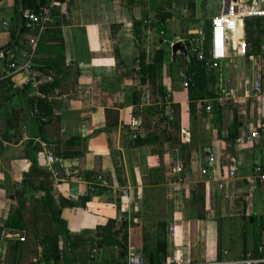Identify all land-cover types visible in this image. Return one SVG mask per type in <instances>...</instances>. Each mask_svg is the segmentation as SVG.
Here are the masks:
<instances>
[{"label": "crops", "instance_id": "crops-1", "mask_svg": "<svg viewBox=\"0 0 264 264\" xmlns=\"http://www.w3.org/2000/svg\"><path fill=\"white\" fill-rule=\"evenodd\" d=\"M38 1L41 5L52 2ZM58 2L51 8L41 38L62 39L64 73L53 82L52 70L42 65L48 55L42 50L31 72L0 80V226L9 216L13 194L22 191L23 176L29 169L28 144L33 141L37 151L31 150L30 155L51 172L54 203L62 199L72 204L60 213L71 237L93 239L98 227L115 221L117 239L126 230L127 248L140 253L142 230L145 228L154 238L159 232L155 222L160 221L165 222L167 260L175 258L180 264H242L245 259L260 258L264 250V181L256 179L255 169L264 168V98L253 97L252 84L260 80L264 85V58H246L231 51L221 72L217 71L214 86L221 116L206 101L204 113L193 119L176 63L165 62L159 71L162 79L158 84L165 92L161 96L148 81H140L143 75L138 73L136 58L142 50L151 62L160 38L165 43L180 40L179 36H165L175 25L194 23L202 17L201 0H172V15L164 33L151 27L149 20L140 27L137 46L132 22L154 16L156 0ZM19 6L15 7L13 0H0V52L5 53V61L0 60V78L6 64L27 51L26 32L15 48L13 41L9 44ZM210 33L209 26L203 36L205 47ZM260 40L264 49V30ZM183 46L186 52L178 56L187 55ZM51 82L52 87L47 86ZM130 90L138 98L135 104ZM38 98H45L53 106V116L43 134L35 114H31V103ZM107 109L117 112L115 120L108 119L112 124L117 122V128L110 131L104 130ZM233 118L236 129L232 128ZM230 130L238 136L228 144L223 138ZM252 130H257L260 138L245 140L243 136ZM133 135L148 136L152 141L137 146ZM72 137L81 138L80 145L65 146ZM237 138H241L240 143ZM72 151L80 154L68 159L56 157V153ZM48 156L60 162L61 174L45 165ZM209 158H213L212 163ZM93 169L101 171L100 189L83 203L80 198L87 194L88 183L82 175ZM203 169L206 174H202ZM28 191H24L27 198L42 196L38 190ZM203 192L204 217L196 223L197 245L192 257L190 222L197 213L194 197ZM33 207L32 201L25 203V230L2 232L0 261L4 264L36 262ZM138 222L142 223L139 227ZM169 227H173L172 232ZM17 235L24 241L16 253L10 242ZM59 247L64 248L62 240ZM82 248L75 251L76 257ZM99 249L108 261L124 258L118 247Z\"/></svg>", "mask_w": 264, "mask_h": 264}, {"label": "trees", "instance_id": "trees-1", "mask_svg": "<svg viewBox=\"0 0 264 264\" xmlns=\"http://www.w3.org/2000/svg\"><path fill=\"white\" fill-rule=\"evenodd\" d=\"M14 6L17 7L22 5L23 10H37L41 7L38 0H13ZM157 8L156 14L151 17L144 16L141 20H133L131 32L134 38V45L137 46V42L140 40V27L143 23L150 20V26L155 28L158 33L165 30L166 22L171 18L172 15V0H156ZM130 3V2H129ZM205 0H201L200 7L204 8ZM17 12V11H16ZM263 17H249L244 20V43L246 46L245 57H260L264 58V49L262 48L263 43L260 40V36L263 33L262 23ZM20 30L18 36L17 32ZM26 32L24 27V20L21 23L16 22V27L11 33V40L9 44L13 41V46L16 47L21 40L22 35ZM47 50L48 55L46 59L42 61V65L52 70L53 72V82L55 77L58 78L60 74L64 73L63 67L65 66V60L63 55V41L61 38H39L37 46L32 59V65L29 70L31 72L35 57L38 51ZM186 52V51H185ZM5 54V53H4ZM184 56H172L171 49L168 43L164 42L160 38L157 49L154 56L150 61L146 60L144 52L139 50L137 55V65L139 67L138 73L143 75L141 77V82L148 81L153 87L156 88V92L161 96H165L163 88L158 84L161 81V75L159 71L163 68L165 62L172 61L176 63L180 71L181 81L186 82L187 87L186 96L188 100L189 114L191 117L197 118L198 114H203L205 111L206 101L211 103V108L213 112L221 116V105L217 102V95L215 94V83L218 79V73L214 69H209L204 67L203 62L196 59V57L191 53ZM53 82L47 84V86L53 85ZM40 91H42L40 89ZM131 91V90H130ZM133 100L132 103L138 102L136 94L131 91ZM36 114L34 119L37 122L39 131L43 134L44 127L47 122H42V118L50 119L53 116V106L48 103L45 98H38L35 101ZM105 116L107 118V124H105L104 130L110 131L117 128V122L110 123L109 120H115L117 112L113 110H105ZM236 120L233 118L232 128H237ZM238 136L236 131L230 130L228 134L223 138V140L231 144L234 139ZM46 143L49 141L42 137ZM82 139L77 137L69 138L68 141L64 142L65 146L80 145ZM152 140L150 137L145 136L143 138H135V145H144L150 143ZM29 152L26 156V160L29 163V169L24 174L21 183L22 191L16 190L13 194L14 199L12 201V208L9 213L8 218L0 226V239L2 232L4 230H12L21 232L25 230V220H24V210L25 203L32 201L34 203L33 207V237L37 250L34 251L36 255V262L34 264H76V254L77 249L82 248L85 244H89L91 248H101L103 246H112L119 248V254L124 256L127 251V232L126 230L121 232L120 240H118L117 231L113 230L115 227V221H108L103 227H98L96 229L95 237L83 239L81 236L71 237L69 230L67 229L66 222L60 218L61 209L63 207L72 205L69 202L59 200L58 204L54 203V196L52 192V180L51 172L46 168L40 166L34 157H31L30 151L34 149L37 151L36 144L31 141L28 144ZM79 151L56 153L58 158H73L79 155ZM96 158V157H95ZM190 158V155H189ZM99 161V158H96ZM100 172L98 169L86 170L82 175L87 184V194L81 197L82 202L88 201L90 194L95 193L94 191L99 190L98 179H100ZM60 177V175H58ZM28 186L26 187L25 184ZM26 188H29L30 193L35 190L40 191L41 197L34 198L33 195L28 198L24 195ZM204 192L202 194H197L194 199L197 204V213L191 219L190 222V250L191 256H194L197 242V231L196 223L198 220L204 217ZM137 218L144 219V217L138 216ZM133 219H136L133 217ZM142 223L138 222L137 226H141ZM159 232L152 237L149 231L145 228L142 230V247L140 254L146 259L149 264H164L167 261V238L164 234L165 222L156 221ZM85 231L84 234H88ZM20 235V234H19ZM152 238L154 239L152 241ZM64 242V248L59 247L60 241ZM10 248L15 249L16 253L21 249V241L19 238L15 237V240L10 242ZM90 252V250H89ZM89 254V253H88ZM84 262L85 259H83ZM194 261V259H191ZM121 261V260H119ZM83 262V261H81Z\"/></svg>", "mask_w": 264, "mask_h": 264}, {"label": "built area", "instance_id": "built-area-1", "mask_svg": "<svg viewBox=\"0 0 264 264\" xmlns=\"http://www.w3.org/2000/svg\"><path fill=\"white\" fill-rule=\"evenodd\" d=\"M58 0H52L49 5H41L37 10H23L22 19L24 20V27L27 33V51L21 58L10 60L6 64V68L3 69L4 76L0 80H5L16 74L28 73L32 65V59L37 46V42L46 24L51 16L52 6H58ZM249 17H263L264 18V0H248L246 4H242L240 0L233 2L230 0L227 14H220L211 19L210 23V42L207 47L203 46H190V53L193 54L197 60L203 62L204 67L214 69L219 73L222 70L223 62L229 57L230 52L245 55L246 46L244 43V37L239 36L238 20ZM6 22L3 26H6ZM171 49L173 41H167ZM0 60L5 61V54L0 52ZM182 87L186 88V82L182 83ZM252 95L255 98H264V85L260 80H255L252 84ZM206 110H210L207 106ZM134 139L137 135L132 136ZM243 138L247 141H252L260 138V134L257 130H252L245 134ZM241 138H237V142L240 143ZM210 163L213 162V158H209ZM54 159L51 156L47 157L45 165L51 170V164ZM256 179L258 181H264V168H256ZM202 174H206V170H202ZM169 232L173 231V227L168 228ZM17 238L22 242L24 238L17 235ZM0 264H4L0 261ZM76 264H149L146 259L140 254L135 252L133 248H127L124 258L121 261H108L106 260L99 248L93 247L88 254V260L83 262H77ZM164 264H180L175 258L167 260ZM242 264H264V250L262 256L258 259H245Z\"/></svg>", "mask_w": 264, "mask_h": 264}, {"label": "rangeland", "instance_id": "rangeland-1", "mask_svg": "<svg viewBox=\"0 0 264 264\" xmlns=\"http://www.w3.org/2000/svg\"><path fill=\"white\" fill-rule=\"evenodd\" d=\"M224 0H205V8L200 10L201 16L199 19L195 20L194 23H186V24H180L175 25L174 28H171V30L168 31V34L165 36L167 39L172 38L173 36H179L180 40L179 42H182L185 44L186 50L188 53H190V46H203L204 45V39L203 36L205 35V31L208 30V27L210 26L211 19L215 16H218L222 13ZM205 14V17H204ZM198 30H201V33L197 32ZM190 31V32H188ZM192 44V45H191ZM169 45V44H168ZM166 62V64H168ZM164 66V65H163ZM31 114H36V108L35 104L31 103ZM34 112V113H33ZM32 117V116H31ZM33 120V119H32ZM42 122H48V118H42ZM33 122V121H32ZM91 249V246L82 248L78 256L76 257V262H81L83 258H86L88 255L87 253Z\"/></svg>", "mask_w": 264, "mask_h": 264}, {"label": "water", "instance_id": "water-1", "mask_svg": "<svg viewBox=\"0 0 264 264\" xmlns=\"http://www.w3.org/2000/svg\"><path fill=\"white\" fill-rule=\"evenodd\" d=\"M233 2H237V0H233ZM240 2L242 4H246L248 2V0H240ZM224 5H223V10H222V14H227L228 13V6L230 3V0H224ZM22 12H23V7L22 5L19 6V17H18V24L21 23L22 20ZM244 20L245 19H239L238 20V26H239V36L241 38L244 37V33H245V29H244ZM20 30H18L17 35L19 34ZM185 50H184V46L182 42H179L177 40L173 41V45L171 47V55L174 56H178V54H184ZM51 169L56 172V173H62V169H61V164L59 161H56L54 163L51 164Z\"/></svg>", "mask_w": 264, "mask_h": 264}]
</instances>
